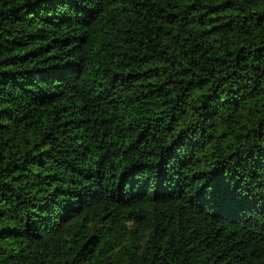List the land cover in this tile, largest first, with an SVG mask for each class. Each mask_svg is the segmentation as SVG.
I'll return each mask as SVG.
<instances>
[{"label":"trees","instance_id":"16d2710c","mask_svg":"<svg viewBox=\"0 0 264 264\" xmlns=\"http://www.w3.org/2000/svg\"><path fill=\"white\" fill-rule=\"evenodd\" d=\"M0 264H264V0H0Z\"/></svg>","mask_w":264,"mask_h":264}]
</instances>
